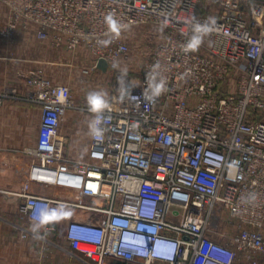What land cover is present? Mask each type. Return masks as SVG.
I'll return each instance as SVG.
<instances>
[{"label": "built area", "instance_id": "obj_1", "mask_svg": "<svg viewBox=\"0 0 264 264\" xmlns=\"http://www.w3.org/2000/svg\"><path fill=\"white\" fill-rule=\"evenodd\" d=\"M2 3L8 16L0 38L20 28L70 53L85 49L86 70L111 75L99 112L42 70L30 74L24 95L0 92V106L24 100L40 111L33 163L16 194L23 218L58 224L67 207L99 216L65 227L70 249L91 264H264V1ZM109 15L122 26L118 36ZM197 24L211 31L197 33ZM196 36L199 44L188 47ZM160 82L164 90L152 98ZM70 111L88 115L91 125L99 120L100 135L91 128L83 159L69 158L58 134ZM33 184L106 206L48 198L30 192ZM51 210L54 220L34 219ZM137 227L149 242H176V252L160 262L151 249L137 257L121 247V234Z\"/></svg>", "mask_w": 264, "mask_h": 264}, {"label": "crops", "instance_id": "obj_2", "mask_svg": "<svg viewBox=\"0 0 264 264\" xmlns=\"http://www.w3.org/2000/svg\"><path fill=\"white\" fill-rule=\"evenodd\" d=\"M7 16L8 10L0 0V26L6 24ZM89 61L85 49L70 53L38 41L18 28L12 37L0 38V92L13 88L24 95L28 77L37 70H42L54 83L66 82L67 75H77L76 68ZM87 97L88 94L74 99L79 103ZM39 123L40 111L36 105L24 100H8L0 106V264H91L70 249L64 238L65 227L69 221H87L99 216L67 207L60 223L35 226L33 231L34 226L18 212L21 199L16 194L22 191L28 179ZM90 131L88 115L70 111L61 120L58 134L66 141L65 151L69 158L85 157ZM29 191L52 199L106 206L103 200L83 197L71 190L33 184ZM52 225L55 230L45 233ZM20 228L29 233L23 237ZM104 264L123 263L107 259Z\"/></svg>", "mask_w": 264, "mask_h": 264}, {"label": "clouds", "instance_id": "obj_3", "mask_svg": "<svg viewBox=\"0 0 264 264\" xmlns=\"http://www.w3.org/2000/svg\"><path fill=\"white\" fill-rule=\"evenodd\" d=\"M105 19L109 30L115 36H118L122 27L119 24V22L116 19H114L111 15L107 16ZM209 31H211V28L207 24L204 26L197 24L196 26L197 33L200 32L207 33ZM199 42H200V37L196 36L193 38V41L188 45V47L195 48L199 44ZM163 90H164L163 82L154 83L152 86V98L159 96ZM87 99L91 107V110L94 112H99L105 106V101L103 100L100 93L91 92L88 94ZM98 125H99V120H97L95 123L91 125L93 134L97 136L100 135V129ZM56 216H57V211L51 210V211L42 212L39 217H34V219H37L38 222L43 223L50 220H54ZM47 217H54V218L46 219ZM35 230L36 229L34 226L33 231ZM120 244L121 247L133 252L134 255L137 257H142L141 251L143 249L145 248L151 249V257L160 262H164L166 260L165 257L175 253L178 248L176 242L163 243L162 241L159 240H154L152 242H149L145 233L142 230H140L138 227L135 228L134 230L122 233L120 237Z\"/></svg>", "mask_w": 264, "mask_h": 264}, {"label": "rangeland", "instance_id": "obj_4", "mask_svg": "<svg viewBox=\"0 0 264 264\" xmlns=\"http://www.w3.org/2000/svg\"><path fill=\"white\" fill-rule=\"evenodd\" d=\"M87 67L88 63L85 62L84 66L76 68L77 75L73 76L69 74L66 77L68 81L58 84L70 86L74 98L76 96L80 97L87 95L91 92L100 93L102 98H105L111 90V75L101 71L89 73V71L86 70ZM70 73L72 72L70 71Z\"/></svg>", "mask_w": 264, "mask_h": 264}, {"label": "water", "instance_id": "obj_5", "mask_svg": "<svg viewBox=\"0 0 264 264\" xmlns=\"http://www.w3.org/2000/svg\"><path fill=\"white\" fill-rule=\"evenodd\" d=\"M257 1H264V0H257ZM98 68H100L102 71L106 70V63L103 60H100L98 62Z\"/></svg>", "mask_w": 264, "mask_h": 264}, {"label": "snow or ice", "instance_id": "obj_6", "mask_svg": "<svg viewBox=\"0 0 264 264\" xmlns=\"http://www.w3.org/2000/svg\"><path fill=\"white\" fill-rule=\"evenodd\" d=\"M52 218H54V217H47L46 219H52Z\"/></svg>", "mask_w": 264, "mask_h": 264}]
</instances>
